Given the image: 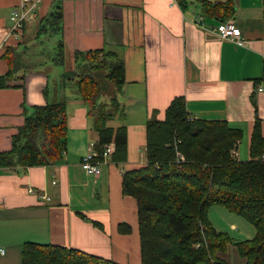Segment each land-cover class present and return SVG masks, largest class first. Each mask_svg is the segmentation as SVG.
<instances>
[{"label":"crops","instance_id":"1","mask_svg":"<svg viewBox=\"0 0 264 264\" xmlns=\"http://www.w3.org/2000/svg\"><path fill=\"white\" fill-rule=\"evenodd\" d=\"M20 2L0 0V75L8 70L2 57L7 46L22 49L30 34L26 26L12 30L10 15ZM234 2L233 19L242 30L243 45L221 38L214 29L218 22L204 18L201 7L193 2L185 9L177 0L40 2L36 28L42 15L57 3L62 5L66 62L58 67L43 58L24 73L25 69L18 70L24 80L0 87V151L11 149L12 135L25 119L23 105L45 104L52 96L50 85L61 80L64 71L73 69L74 50L106 46L118 51L125 61L126 82L118 96L126 105L127 116L113 125H127V161L111 160L114 146L100 163L98 175L86 172L81 161L98 140V133L77 89L60 86L56 95L67 97L68 113L62 162L0 167V248L5 250L0 252V264H22L26 241L61 244L123 264H142L137 201L123 193V173L146 163V122L155 113L164 119L175 96L186 97L194 117L226 119L241 128L244 135L237 158L240 154L244 156L240 160L250 157L256 116L252 94L264 134V88L258 90L264 86V0ZM29 187L34 190L30 192ZM44 193L50 198L42 197ZM120 223L128 224L130 230L120 231ZM228 249L218 253L223 264H246L245 258H229Z\"/></svg>","mask_w":264,"mask_h":264},{"label":"trees","instance_id":"2","mask_svg":"<svg viewBox=\"0 0 264 264\" xmlns=\"http://www.w3.org/2000/svg\"><path fill=\"white\" fill-rule=\"evenodd\" d=\"M177 1L184 9L192 2H200L201 15L218 23L236 12L234 0ZM62 18V5L57 3L38 22L36 34L57 35L52 54L47 48L32 51L36 34L31 43L25 40L20 50L7 46L2 57L8 63V70L0 75V87L11 85L12 80H24V76L17 74L18 70L37 66L43 58H49L56 66L65 65ZM73 58V69L64 71L61 80L50 85L52 96L45 104L23 105L24 122L12 135L11 149L0 151V167L62 162L68 113L67 97L56 95L60 86L77 89L86 104L92 128L98 133L94 148L99 158L103 159L106 145L114 143L111 160L127 161V125L110 124L127 116L126 105L118 96L126 82L124 58L106 46L76 49ZM19 85L23 87L24 81ZM44 94L49 96V87L44 89ZM251 100L256 116L250 157L246 160L232 153L244 135L243 130L226 119L192 116L184 95L171 100L164 119L155 113L147 120V161L126 169L122 180L123 193L137 201L142 264H223L218 253L225 252L230 244L235 245L246 264H264V134L255 94ZM216 205L250 222L255 228L254 236L235 239L229 232L216 228L210 218V209ZM119 229L127 232L130 226L120 223ZM22 264L123 263L75 247L26 241L22 247Z\"/></svg>","mask_w":264,"mask_h":264},{"label":"rangeland","instance_id":"3","mask_svg":"<svg viewBox=\"0 0 264 264\" xmlns=\"http://www.w3.org/2000/svg\"><path fill=\"white\" fill-rule=\"evenodd\" d=\"M42 1L43 0L38 1L36 10H38L39 4ZM194 4L200 7V2L196 1L194 2ZM36 10H35V13H36ZM37 17L38 16L34 14L33 17L28 18L26 20L24 26H26L29 29L27 32H30V34L26 37L25 40H30V39L32 40V38L35 36L36 30H37L36 28L37 19H38ZM34 23L35 25L33 27ZM31 29L32 31H30ZM36 36L37 37H35V40H36L35 45L32 47V51L39 52L47 48V49H50V54H52L54 51V48L52 46L54 45L55 40L57 39V35H53L51 32H42L40 34H36ZM111 124L116 125L117 120L111 121ZM242 157L244 156L240 154L239 159H242ZM246 159L248 158H245L243 160H246ZM210 218L214 222L216 228L229 232L230 235L235 239L251 238L255 234V228L250 222H248L243 217L236 215L235 213L229 212L225 207H222L219 205L212 207L210 210ZM235 248L236 247L234 244L229 245V249H228L229 258L234 259V260L240 258L243 260V257H241L238 254ZM198 264H206V263L199 262Z\"/></svg>","mask_w":264,"mask_h":264},{"label":"built area","instance_id":"4","mask_svg":"<svg viewBox=\"0 0 264 264\" xmlns=\"http://www.w3.org/2000/svg\"><path fill=\"white\" fill-rule=\"evenodd\" d=\"M38 1L39 0H21L20 4L12 10L10 18L13 21V31L22 30L26 20L28 18H31L35 14ZM201 23L202 22H200L199 24ZM214 29L216 33L223 39H231L239 45H243L245 43V39L242 36V30L236 25V22L233 17L218 23ZM263 88V85L258 86V90H262ZM113 147L114 143H109L106 145L102 153L103 159L110 156ZM232 153L233 155L237 156V148H234ZM103 159L99 158L98 151L95 150L94 143H92L88 152L83 156L81 165L86 170V172L98 175L100 172V163ZM53 182L55 183L56 181L54 180ZM33 190L34 189L32 187H29L30 192H32ZM41 196L47 199L50 198L49 195L45 193ZM4 251L5 250L3 248H0L1 253H4Z\"/></svg>","mask_w":264,"mask_h":264}]
</instances>
